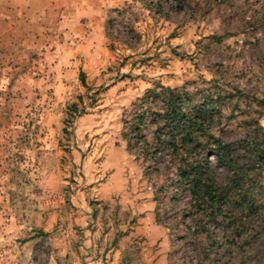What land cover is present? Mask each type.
Masks as SVG:
<instances>
[{"label":"rangeland","instance_id":"obj_1","mask_svg":"<svg viewBox=\"0 0 264 264\" xmlns=\"http://www.w3.org/2000/svg\"><path fill=\"white\" fill-rule=\"evenodd\" d=\"M105 35V63L10 79L0 264H264V164L253 158L264 148V0H126ZM160 85L199 103L220 96L214 132L239 149L255 217L208 224L172 184L177 164L150 118L136 137L140 100ZM210 161L226 185L233 172ZM197 219L214 241L192 239Z\"/></svg>","mask_w":264,"mask_h":264},{"label":"trees","instance_id":"obj_2","mask_svg":"<svg viewBox=\"0 0 264 264\" xmlns=\"http://www.w3.org/2000/svg\"><path fill=\"white\" fill-rule=\"evenodd\" d=\"M216 101H221L220 96L214 99L209 94L199 103L185 89L155 86L140 100L144 112L137 117L134 129L136 137L146 140L141 126H146L147 119H151L156 127L154 137L158 142H165L163 148L170 149L177 164L176 177L171 181L175 189L192 198L191 209L202 212L208 224L226 229L237 221L255 217L261 206H257V200L244 191V177L249 174L238 170L239 149L214 132L216 115L221 113ZM165 129L167 132L162 138ZM212 157L217 158L220 167L233 172L226 185L218 184L210 161ZM253 158L254 162L264 164V148L254 152ZM262 221L263 218L260 225H263ZM191 229L194 230L192 239L204 235L210 241L216 239V234L207 230L201 219H197Z\"/></svg>","mask_w":264,"mask_h":264},{"label":"crops","instance_id":"obj_3","mask_svg":"<svg viewBox=\"0 0 264 264\" xmlns=\"http://www.w3.org/2000/svg\"><path fill=\"white\" fill-rule=\"evenodd\" d=\"M125 1L0 0V177L6 173L4 162L10 155L2 146L10 141L4 123L13 86L10 79L46 66L50 75L56 63L86 68L105 63L106 21Z\"/></svg>","mask_w":264,"mask_h":264}]
</instances>
